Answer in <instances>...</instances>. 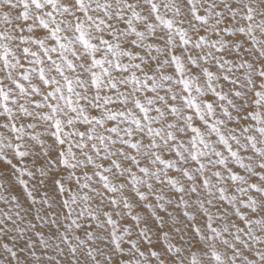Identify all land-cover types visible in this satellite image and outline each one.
Returning <instances> with one entry per match:
<instances>
[{"label":"snow or ice","instance_id":"obj_1","mask_svg":"<svg viewBox=\"0 0 264 264\" xmlns=\"http://www.w3.org/2000/svg\"><path fill=\"white\" fill-rule=\"evenodd\" d=\"M0 264H264V0H0Z\"/></svg>","mask_w":264,"mask_h":264}]
</instances>
